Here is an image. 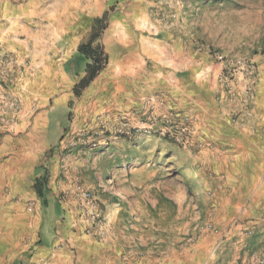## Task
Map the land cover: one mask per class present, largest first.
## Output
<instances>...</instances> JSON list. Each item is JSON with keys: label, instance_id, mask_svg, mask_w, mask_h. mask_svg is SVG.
Wrapping results in <instances>:
<instances>
[{"label": "rangeland", "instance_id": "rangeland-1", "mask_svg": "<svg viewBox=\"0 0 264 264\" xmlns=\"http://www.w3.org/2000/svg\"><path fill=\"white\" fill-rule=\"evenodd\" d=\"M132 1H113L106 11L107 27L111 14L115 17L122 15ZM142 2L143 13L140 14L141 9H137L136 16L145 19L147 24L138 27V34H142L144 38H178L191 45L196 53H205L219 65L215 89L218 108L221 59L232 61L241 58L254 61L258 68L252 104L256 114V88L260 75L258 61L264 60V0ZM90 20L85 18L84 23L87 24ZM94 20L93 18V25ZM39 29L42 30L41 27ZM34 30L39 33L38 26ZM39 35L35 37V42L18 32L0 35V203L4 200L3 206H0V234L3 233L4 241L11 244L12 239H16L23 243L31 238L26 217L30 213L39 215V209L35 210L36 199H39L33 188L34 179L36 175L40 177L45 173L49 176L50 159H58L60 166L63 162L66 164L65 157L74 146L73 141L85 143L83 145L86 149L82 156L92 157L96 156L97 151L105 152L107 143L125 139L131 141L129 149L133 154L136 153L139 157V153H146L151 157V169L164 167L159 169L156 179L167 180L168 183L174 181V185L179 188L181 207L177 222L162 223L161 217L157 215L154 223H141L137 220L128 222L127 226L133 234L137 233V237L145 239L138 240L141 251L161 257L163 252L171 254L172 247L179 246L182 251L195 245V250L192 249L197 255L195 261L179 264H264V249L261 250L262 242L259 240L264 235V172L252 177V170L247 168L242 177L232 178L233 185H229L227 182L231 178L225 174L219 175L213 171L205 174L197 169L191 170L189 162H192V157L199 150L197 146H202L196 141L198 129L195 118L192 115H182L173 107H167L166 101L159 96V91L149 98L144 97L147 100L142 104L130 102V93L136 99L137 95L147 94V87L145 81L139 82L136 79L132 85L123 79L114 78L111 63L115 60L117 65H123L125 61L120 44L104 42L102 35L97 40L102 44L108 60L94 80L97 79L96 83L98 82L105 98L107 94L116 92L115 103L105 100L96 103L95 108L87 101L80 104L82 107L91 105L93 108L89 107L92 111L85 125L77 129L75 117L79 111L75 108L79 106L77 98L80 95H75L73 87V100L67 103L69 111L63 113L57 109L50 116L51 126L44 129L34 127V117L43 104V88L51 82L46 77H49L50 71L60 69V66L51 64L56 49L45 44L42 31ZM80 55L81 59L75 64L77 71L89 61L81 53ZM245 79L243 77L240 81ZM118 85L120 89H117ZM164 107H167L166 111ZM221 116L226 117L224 114ZM183 125L194 129L188 140L182 139ZM151 127V133L145 131ZM161 129H172L175 135H161ZM195 146L197 149H194ZM173 153L177 156L172 157ZM115 163L116 161H105L103 168H110ZM105 172L104 175H107V171ZM24 174L27 176L26 181L23 188H19V177ZM170 176L174 179L168 178ZM24 190H27V196ZM191 195L203 199L197 202L195 208L187 207L186 199ZM7 201H14L15 207H10ZM84 218L89 222L87 227H90V221L87 217ZM101 219L103 220V212ZM37 232L36 218L35 237ZM32 250L33 247L27 250L19 248V254L10 264H27Z\"/></svg>", "mask_w": 264, "mask_h": 264}, {"label": "crops", "instance_id": "crops-1", "mask_svg": "<svg viewBox=\"0 0 264 264\" xmlns=\"http://www.w3.org/2000/svg\"><path fill=\"white\" fill-rule=\"evenodd\" d=\"M113 1L0 0V35L18 32L35 42V37L40 36L42 31L45 44L56 49L51 64L60 66V69L50 71L49 77H46L51 82L43 88L42 108L34 117L36 129L51 126L50 116L57 109L63 113L69 111L67 103L73 100V87L85 74V63L80 71L75 69L76 61L81 59L79 45L89 39L94 26L92 19L102 17ZM142 3V0H133L123 16L111 14L109 25L102 35L104 42L118 43L123 48V65H117L115 60L111 63L114 78L132 85L136 79L146 82L147 94L137 95L135 99L130 93V102L142 104L159 91L167 107L195 118L198 129L196 141L202 146L196 145L199 150L189 162L191 170L225 174L231 178L227 182L229 185H233L232 178L242 177L247 168L252 170V177L264 172V60L258 61L260 75L256 88V114L246 120L244 126H239L229 117H222L216 105L218 64L205 53H196L191 45L178 38H144L138 34V27L147 24L145 19L136 16L137 9H141L140 14L143 13ZM85 18L91 20L85 24ZM37 26L39 33L34 30ZM96 80L77 98V129L85 125L92 111L89 107L93 108L80 104L87 101L95 108L96 103L105 100L114 102L116 99V92L107 94L105 98ZM120 88L118 85L117 89ZM167 107L163 108L164 111ZM130 142L125 139L112 141L107 143L105 152L97 151L96 156L83 157L85 143L73 141L74 146L67 153L64 166H60L58 159H50L48 179L54 199L48 201L46 208L39 198L36 199L35 210L39 209V215L30 213L26 217L28 232L32 234L27 241L19 243V240L12 239L10 244L4 241L3 233L0 234V264H10L19 254V248L27 250L30 247H33L32 256L27 264L194 262L197 256L195 245L189 246L186 251H181L179 246L172 247L171 254L163 252L161 257L151 256L139 249L138 240L145 239L137 237V233L133 234L127 226L128 222L154 223L157 215L162 223H174L180 218L181 205L179 188L174 181L168 183L155 177L164 167L151 169V157L146 153H139V157L133 154L129 149ZM196 146L194 149H197ZM109 160L116 163L110 168H103V162ZM105 171L107 175H104ZM25 176L19 177V188H23ZM168 178L174 179L173 176ZM78 186L91 191L101 206L105 230L103 238L96 233L85 232L89 222L81 213ZM24 191L27 196V190ZM186 200L187 207L195 208L197 202L203 199L191 195ZM7 202L10 207H15L14 201ZM3 204L2 199L0 206ZM36 218L37 237L34 234ZM259 240L263 250L264 235Z\"/></svg>", "mask_w": 264, "mask_h": 264}, {"label": "built area", "instance_id": "built-area-1", "mask_svg": "<svg viewBox=\"0 0 264 264\" xmlns=\"http://www.w3.org/2000/svg\"><path fill=\"white\" fill-rule=\"evenodd\" d=\"M222 71L218 78L219 91L217 99L219 101V111L230 120L239 125L244 126L246 120L253 118L254 108V87L257 84L258 68L254 61L250 59H235L228 61L221 59ZM246 79L241 82L240 79ZM152 127L145 130L151 133ZM194 129L188 125L182 127V139H189ZM161 135L174 136L172 129H161ZM64 162L62 166H64ZM77 197L81 201L82 215L90 221V227H86L85 232L96 233L100 238L105 236V230L101 223L102 210L95 195L88 190L78 186Z\"/></svg>", "mask_w": 264, "mask_h": 264}, {"label": "trees", "instance_id": "trees-1", "mask_svg": "<svg viewBox=\"0 0 264 264\" xmlns=\"http://www.w3.org/2000/svg\"><path fill=\"white\" fill-rule=\"evenodd\" d=\"M108 12L102 17L94 20L91 35L87 42L79 45L78 51L87 60H89L85 67V74L80 81L74 86L75 95H81V92L86 88L105 68L107 64V54L100 42L97 40L101 37L103 31L107 28ZM48 173L38 177L33 185V188L41 200L43 207L48 206V201L54 199V195L49 188Z\"/></svg>", "mask_w": 264, "mask_h": 264}]
</instances>
